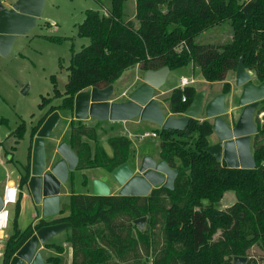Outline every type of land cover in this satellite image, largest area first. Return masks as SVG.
<instances>
[{
  "label": "trees",
  "instance_id": "1",
  "mask_svg": "<svg viewBox=\"0 0 264 264\" xmlns=\"http://www.w3.org/2000/svg\"><path fill=\"white\" fill-rule=\"evenodd\" d=\"M124 1L110 0L105 14L84 12L77 36L88 39V44L76 52L70 50L62 94L51 76L53 97L61 101L30 128V142L47 115L71 113L76 93L113 85L134 67L140 72L163 67L173 71L190 64L204 81L213 83L224 81L242 56L244 69L253 73L258 84L264 82V0H135L132 20L123 19ZM223 22L229 23L227 41L194 42L199 33ZM228 90L224 83L222 92ZM194 94L191 87L173 89L167 98L169 112L183 114ZM44 101L41 97L38 110ZM262 112L264 99L256 114ZM255 124L252 169H228L204 150L211 134L206 120L188 119L180 130H156L159 159L177 171L172 189L154 188L146 197L70 194L58 211V215L67 212L65 216L31 221L23 230L16 228L14 218L0 264H8L35 230L61 223L69 225L60 232V241L70 246V264H232L235 256L246 257L244 264H258L247 254L253 246L264 254V121L256 119ZM24 131L20 123L9 136L17 142ZM82 138L95 142V127L70 119L63 140L77 158L76 171L101 168L110 173L127 163L130 141L126 137L107 139L110 158L97 146L91 150ZM30 147L18 179L19 190L28 178ZM227 192L233 194L234 202L217 208ZM20 199L18 193L15 217ZM143 216L146 222L139 231L132 221ZM59 242H45L43 248L59 254ZM41 253L43 264H58L57 257Z\"/></svg>",
  "mask_w": 264,
  "mask_h": 264
},
{
  "label": "water",
  "instance_id": "2",
  "mask_svg": "<svg viewBox=\"0 0 264 264\" xmlns=\"http://www.w3.org/2000/svg\"><path fill=\"white\" fill-rule=\"evenodd\" d=\"M43 0H15L6 9L0 6V55H3L15 36L22 31V23L32 24L39 15ZM168 69L147 70L141 73L140 84L130 90L126 100L112 102L109 100L113 87H89L76 93L73 97L72 117L83 121L92 118L98 122H124L137 118L159 127L160 130H180L188 119H196L203 112L205 119H211V132L215 142L204 150L215 161L222 162L228 169H252L254 162L250 153V137L256 132L255 120L264 121V112L256 114L258 104L264 99V82L254 84L251 73L244 69L240 56L233 71V86L238 89L235 108L240 109L232 126L226 125L221 118L225 114L224 95L219 94L203 103L204 93L194 94L190 105L181 118L164 116L154 99V92L162 85ZM59 119L54 111L47 115L32 138L28 178L25 183L35 205L39 206L40 219L48 221L58 214V194L60 186L67 178V172L73 171L77 158L69 146L60 142L55 147L59 160L46 167L44 140L48 138ZM177 171L169 168L159 160L155 162L148 156L141 158L135 173L127 163H123L110 172V176L119 186L118 196L146 197L158 187L172 189ZM92 196L109 195L108 186L100 180H92ZM2 201L0 198V209ZM146 217L136 218L132 224L139 231L143 230ZM66 223L47 225L38 228L20 246L8 264H43L40 250L51 237L66 229ZM246 257H232V264H244Z\"/></svg>",
  "mask_w": 264,
  "mask_h": 264
},
{
  "label": "rangeland",
  "instance_id": "3",
  "mask_svg": "<svg viewBox=\"0 0 264 264\" xmlns=\"http://www.w3.org/2000/svg\"><path fill=\"white\" fill-rule=\"evenodd\" d=\"M244 1L246 0H239V2ZM5 2L6 0H0V5ZM109 9L110 0H43L41 14L36 18L34 26L27 33L16 37L10 51L6 55H0V183L6 180L17 182L26 156L30 128L50 106L57 105L61 101L60 98L53 97L50 78L51 76L54 77L55 87L58 93L62 94L66 83V68L69 65L70 50L72 49L76 52L81 46L88 44V39L77 36V26L82 22L84 12L93 10L99 14H105ZM133 13L134 0H125L123 2V19L126 20ZM229 36V23L223 22L199 33L194 42L197 44L223 43L228 40ZM130 70H125L120 78L113 83L112 95L109 100L117 102L126 100V96L131 89L126 93L121 92L123 89L121 82L128 78L131 74ZM249 72L251 73L252 81H256L253 73ZM141 73H138L137 77L134 75L124 85H127V87L139 85ZM185 75L189 76L188 74ZM225 80L233 86V72H228ZM41 97L45 101L43 102V108L38 110L37 105L40 103ZM58 113L62 119H58L48 138L45 139L46 165L49 163L55 139L62 134V131L61 140L66 139V122L68 119H73L72 111L71 113L66 111ZM20 123H24L25 131L22 138L15 142L14 137L11 135L7 136ZM84 124L95 127L98 140L95 146L99 147L103 155L107 157L104 151L109 154L110 148L106 145L105 137L108 132L119 130L122 124L120 122H100L96 124L93 120L84 121ZM148 128L149 126L147 125V127L139 131L142 133V130ZM139 141L140 150L143 145L157 144V139L147 137H143ZM99 144H101V147ZM127 164L133 170L136 169L131 150ZM101 170L106 173L104 174L111 182L110 174L104 169ZM90 173L93 174L95 171L91 169L86 172V175ZM78 178H81L80 175H78ZM73 190L79 191L82 188L79 184H76ZM233 202V194L227 192L223 194L222 199L215 206L219 209H224ZM20 205L21 209L16 217L14 215V206L9 205L7 207L9 220L5 231L6 236L13 232L12 222L14 218L16 228L23 230L32 221L34 215H40L38 207L28 195L21 200ZM50 240L55 239L51 238ZM247 254L253 257L258 264H264V254L256 246L251 247Z\"/></svg>",
  "mask_w": 264,
  "mask_h": 264
},
{
  "label": "crops",
  "instance_id": "4",
  "mask_svg": "<svg viewBox=\"0 0 264 264\" xmlns=\"http://www.w3.org/2000/svg\"><path fill=\"white\" fill-rule=\"evenodd\" d=\"M14 1L15 0H6V2L2 3V5H0V6L8 9ZM134 2H135V0H134ZM42 4H43V2H42ZM41 10H42V6H41ZM41 10H40L39 15L36 18H38L40 16ZM133 15H134V13L131 14V16L129 15L126 19L132 20ZM36 18L34 19L32 24L27 23V22L22 23V31L19 32L15 36L11 45L9 46V48L7 49V51L3 55H6L10 51V49H11V47H12L17 36H20V35L27 33L34 26ZM220 43H222V42H220ZM216 44H219V43H216ZM132 70H134V71L132 72ZM130 71H131V74L128 76V78L125 80H122V82H121V86L123 88L121 90V92H123V93H126L128 90H130V89L132 90L135 87V86L127 87V85H124V84L126 82H129V80H131V78L134 77V75L137 77L138 73H140V71L137 68H132ZM185 74H188L189 76H187ZM181 77L186 78L188 81L192 80V83L186 85L185 87H191L195 91V93H197V92H203L204 93L203 103L208 102L209 100H211L216 95L223 94L224 95L223 106H224L226 112L221 118L224 120L226 125L232 126L233 122L238 117V114L240 111V109L235 108V100H236V97L238 95V89L235 88L234 86L230 85V83L227 80L219 81V82H213V83H208V82L204 81L201 78L198 69L192 67L190 64L186 65L185 67L173 70V71L168 70V73L165 75V78H164L162 85L159 87V89L157 91L154 92L153 97L157 101L159 108L162 111V113L164 114V116H170L173 118H181L182 117V114L178 115V114L170 113L168 110V103H167V98H168L170 92L173 89H177V86L179 84V79ZM224 83H227L229 85V90L227 93L222 92V85ZM253 83L258 84L257 81H254ZM112 87H113V85H112ZM110 101L117 102L115 100L114 101L110 100ZM260 114L261 113L257 114V116H259ZM59 118L62 119L61 116H59ZM196 119L200 120V121L206 120L210 123V125L212 122L211 119H205L204 118L203 112H201L197 116ZM90 120L96 121L92 118H87L83 121L86 122V121H90ZM68 122H69V119L66 122L65 129L68 128ZM103 122L112 123L109 121H103ZM120 123L122 124V126L119 130H115L114 132H108L107 133V135L105 137V142H106L107 147H109L107 144L108 138L122 136V137H126L130 141V150H131V154H133V162L135 164V168H137L141 158H143L144 156L150 157L155 162L160 160L158 157V153H159L158 139H157V136L155 133L156 130H159L158 126H156L152 123L146 122V121H139L137 118H134V119L129 120V121L120 122ZM147 125L149 126V128L146 130H142V133H140L139 130L147 127ZM144 133H148L149 136H146L147 138L157 139V144L156 145H154V144L153 145L152 144L143 145V147L140 150L138 143L140 142L139 140H141V138H139V137L141 136L140 134H144ZM151 133H153L155 136H153V137L150 136ZM62 135H63V131H62V134H60V136L55 139V141H54L55 144L53 145V151L51 152V155L49 157V163L46 165V167H49L53 161L59 160L58 155L55 153V147L60 142H64V140H61ZM7 137H9V135ZM146 137H144V138H146ZM133 139H136V140H133ZM251 139H252V136L250 137V142H249L250 153H251ZM82 141L86 142L89 145V147L91 148V150L95 147V144L98 142V140H96L95 142L88 141L85 138H82ZM207 142H208V145L213 144L215 142V136L212 132L207 137ZM31 143H32V141L30 142L29 134H28L27 151H26V156H25V159L23 161L22 167L26 164L28 147L31 145ZM99 146L101 147V144H99ZM108 150H109V148H108ZM30 151H31V147H30ZM44 151H45V140H44ZM103 151H104V149H103ZM104 152L107 155V157H109V158L111 157V149L109 150V154L106 153V151H104ZM29 161H30V157H29ZM220 164H223V163L220 162ZM130 168L132 169L131 166H130ZM89 170H91V169L76 171L74 168L73 171L67 172V178H66L64 184H62L60 186V191L58 194V209H60V207L62 206L63 203H67V200H68V197L70 194H75V195L76 194H92V187H91L92 180L102 181L103 183H105L108 186L109 195H117V191L119 189V186L115 183V181L112 179V177L110 175H109V177L111 179V182L107 179V177L105 175L106 173L104 171H102L101 169L93 168V171H95V173H93V174L90 173L89 175H86V172ZM135 170L132 169V171L134 173H135ZM21 171H22V169H21ZM78 175H80L81 178H78ZM20 176H21V174H19V177ZM107 176H108V174H107ZM19 177H18V179H19ZM18 179H17V182H14L13 180H6L3 183H0V195H1L2 190L6 184H16L18 186ZM76 184H79L80 187L82 188V190H79V191L75 190L74 191L73 190L74 185H76ZM75 188H76V186H75ZM18 190H19V188H18ZM24 190L26 191V193ZM19 193L21 195V199L19 201V210L18 211L20 212L21 200L23 198H25L26 195H28V197H30V198H31V196H30L29 191L27 190L26 186H24L21 190H19ZM36 207H38V209H39V206L36 205ZM67 214H68L67 212H64L62 215L57 214L55 217L48 219V221L55 219V218H58V217H61V216H65ZM38 220H41L40 215L39 214L34 215L32 222L34 223V222H37ZM51 238L55 239V240H50ZM51 238L49 240H47L46 242L57 243L61 240V233H58ZM59 243H60V247L62 250L61 253L57 254L51 249L47 250V249L42 248L41 254H43L44 257L45 256L46 257L47 256L57 257L59 260L58 264H63V263L64 264H70L71 252H70L69 244L62 242V241H60ZM64 257H66V258L64 259Z\"/></svg>",
  "mask_w": 264,
  "mask_h": 264
},
{
  "label": "built area",
  "instance_id": "5",
  "mask_svg": "<svg viewBox=\"0 0 264 264\" xmlns=\"http://www.w3.org/2000/svg\"><path fill=\"white\" fill-rule=\"evenodd\" d=\"M192 80L188 81L186 78H180L177 89L182 90L186 85L191 84ZM181 101H184V97H181ZM149 136L148 133L142 134L139 138ZM150 136H155L153 133ZM19 193L18 186L16 184H6L0 195L2 201V207L0 209V257L2 256V249L4 241L6 239L5 231L8 227L9 211L7 207L14 206L17 201V195Z\"/></svg>",
  "mask_w": 264,
  "mask_h": 264
}]
</instances>
